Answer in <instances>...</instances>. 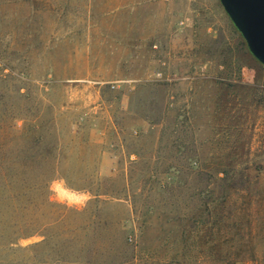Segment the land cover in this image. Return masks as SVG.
<instances>
[{
  "label": "rangeland",
  "instance_id": "obj_1",
  "mask_svg": "<svg viewBox=\"0 0 264 264\" xmlns=\"http://www.w3.org/2000/svg\"><path fill=\"white\" fill-rule=\"evenodd\" d=\"M0 264H264V65L221 0H0Z\"/></svg>",
  "mask_w": 264,
  "mask_h": 264
},
{
  "label": "water",
  "instance_id": "obj_2",
  "mask_svg": "<svg viewBox=\"0 0 264 264\" xmlns=\"http://www.w3.org/2000/svg\"><path fill=\"white\" fill-rule=\"evenodd\" d=\"M252 54L264 65V0H221Z\"/></svg>",
  "mask_w": 264,
  "mask_h": 264
},
{
  "label": "clouds",
  "instance_id": "obj_3",
  "mask_svg": "<svg viewBox=\"0 0 264 264\" xmlns=\"http://www.w3.org/2000/svg\"><path fill=\"white\" fill-rule=\"evenodd\" d=\"M50 190H54V186H52V187L50 188ZM86 199H87L86 196H80V197H78V198H76V199H73V200L69 201V206H73V205L78 206V205H80L81 203H83V201H85ZM61 202H63V201H61Z\"/></svg>",
  "mask_w": 264,
  "mask_h": 264
}]
</instances>
